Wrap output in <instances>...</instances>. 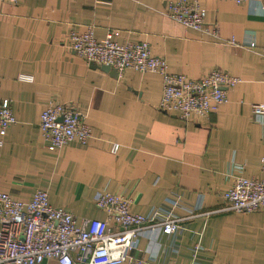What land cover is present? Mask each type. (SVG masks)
Here are the masks:
<instances>
[{"label":"crops","instance_id":"0c3cea01","mask_svg":"<svg viewBox=\"0 0 264 264\" xmlns=\"http://www.w3.org/2000/svg\"><path fill=\"white\" fill-rule=\"evenodd\" d=\"M168 1H0V102L16 118L0 146V192L26 201L41 189L78 223L106 218L99 192L120 194L131 212L171 210L182 226L142 233L133 257L190 264L197 247L198 264H264V210L224 211L221 197L234 176L263 177L264 117L254 120L251 105L264 103V0H195L216 36L170 19ZM89 26L97 40L112 32L119 42H148L170 72L198 78L220 68L239 83L207 118L180 119L158 109L159 74L110 75L69 48L70 32ZM50 100L78 105L91 128L86 144L46 147L38 118Z\"/></svg>","mask_w":264,"mask_h":264},{"label":"built area","instance_id":"2783aa9c","mask_svg":"<svg viewBox=\"0 0 264 264\" xmlns=\"http://www.w3.org/2000/svg\"><path fill=\"white\" fill-rule=\"evenodd\" d=\"M15 2L16 0H0ZM108 1V0H106ZM243 3L249 0H233ZM163 13L186 28L215 32L213 23H206V10L195 0H173L165 4ZM108 32L97 40L93 27L83 32H70L69 48L87 62L110 65L117 73L126 69L140 73H157L162 79L158 109L173 113L183 120L207 118L228 100V91L239 79L220 68L193 78L168 70L164 59L151 53L146 41L119 42ZM254 48V43H250ZM264 59V48L258 49ZM18 80L31 81V75L19 74ZM251 115L259 121L264 117V103H253ZM16 123L9 101L0 102V146L11 125ZM38 129L49 150L69 142L86 144L91 128L77 104L50 100L38 118ZM118 144L113 143L111 153ZM262 178L234 176L222 193L224 211L255 212L264 210V156L260 159ZM131 201L123 195L101 191L95 206L106 218L88 219L78 223L75 216L50 203L46 191L36 189L26 201L10 193L0 192V264H40L54 259L58 264H152L130 255L132 243L142 233L171 235L182 226L171 210H153L148 214L133 213ZM196 247L190 264H198Z\"/></svg>","mask_w":264,"mask_h":264},{"label":"water","instance_id":"95a60500","mask_svg":"<svg viewBox=\"0 0 264 264\" xmlns=\"http://www.w3.org/2000/svg\"><path fill=\"white\" fill-rule=\"evenodd\" d=\"M90 65L93 68H100L102 71L109 73L110 75H117V71L113 69L110 65H105V64H96L94 62H90Z\"/></svg>","mask_w":264,"mask_h":264}]
</instances>
